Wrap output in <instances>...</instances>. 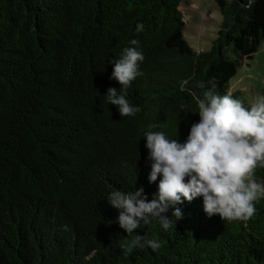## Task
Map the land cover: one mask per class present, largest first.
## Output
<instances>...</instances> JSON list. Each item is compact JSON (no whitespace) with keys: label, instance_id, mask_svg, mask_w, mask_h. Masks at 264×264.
Returning <instances> with one entry per match:
<instances>
[{"label":"trees","instance_id":"obj_1","mask_svg":"<svg viewBox=\"0 0 264 264\" xmlns=\"http://www.w3.org/2000/svg\"><path fill=\"white\" fill-rule=\"evenodd\" d=\"M181 2L0 0V264H264V199L247 222H228L196 197L176 205L167 231L155 219L133 230L160 241L156 251L118 247L132 234L105 198L141 186L152 198L148 125L183 140L199 119L193 94L209 82L245 103L229 80L264 40V0H216L217 37L196 52ZM131 38L144 60L127 98L140 111L121 117L103 94L120 87L109 60Z\"/></svg>","mask_w":264,"mask_h":264},{"label":"clouds","instance_id":"obj_2","mask_svg":"<svg viewBox=\"0 0 264 264\" xmlns=\"http://www.w3.org/2000/svg\"><path fill=\"white\" fill-rule=\"evenodd\" d=\"M141 31L143 24L138 21L134 32ZM143 60L144 53L135 38L128 40L118 58L109 60V78L120 87L119 91L108 87L103 95L121 117L140 111L138 105L129 102L127 89L143 75ZM193 100L199 119L190 124L183 140L176 137V131L174 137L153 131L159 127L155 123L149 124L143 134L150 166L147 180L156 182L152 198H147L142 186L131 192L117 189L105 198L118 212L115 222L132 234L131 239L118 245L124 256L135 248L159 249L160 241L148 239L146 234L134 235L133 230L155 219L167 231L181 218L176 205L184 201L200 197L206 216L218 214L222 221L247 222L256 215V204L264 199V178L256 177V170L264 168V94L255 95L245 104L231 92L218 94L215 84L209 82L202 95L193 94ZM169 208L171 214L164 215Z\"/></svg>","mask_w":264,"mask_h":264},{"label":"rangeland","instance_id":"obj_3","mask_svg":"<svg viewBox=\"0 0 264 264\" xmlns=\"http://www.w3.org/2000/svg\"><path fill=\"white\" fill-rule=\"evenodd\" d=\"M229 4L231 0H225ZM184 21L185 40L194 51L207 50L217 37L223 16L216 0H182L179 5ZM237 74L229 80V90H239L245 103L264 94V40L252 59L241 60Z\"/></svg>","mask_w":264,"mask_h":264},{"label":"crops","instance_id":"obj_4","mask_svg":"<svg viewBox=\"0 0 264 264\" xmlns=\"http://www.w3.org/2000/svg\"><path fill=\"white\" fill-rule=\"evenodd\" d=\"M253 56V55H252ZM252 59V58H251ZM251 59H244V60H247V61H249V60H251ZM239 67H241V65L239 66ZM236 76V75H235ZM234 78V77H233Z\"/></svg>","mask_w":264,"mask_h":264}]
</instances>
